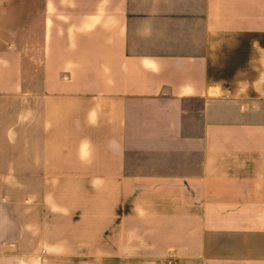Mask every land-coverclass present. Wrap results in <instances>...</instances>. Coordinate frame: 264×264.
I'll return each instance as SVG.
<instances>
[{
  "label": "crops",
  "instance_id": "0c3cea01",
  "mask_svg": "<svg viewBox=\"0 0 264 264\" xmlns=\"http://www.w3.org/2000/svg\"><path fill=\"white\" fill-rule=\"evenodd\" d=\"M0 264H264V0H0Z\"/></svg>",
  "mask_w": 264,
  "mask_h": 264
},
{
  "label": "rangeland",
  "instance_id": "374dc122",
  "mask_svg": "<svg viewBox=\"0 0 264 264\" xmlns=\"http://www.w3.org/2000/svg\"><path fill=\"white\" fill-rule=\"evenodd\" d=\"M42 33H41V28L39 27L38 28V36H37V40H36V47H35V52H34V55L36 56V58L37 59H39L40 58V52H41V47H42V35H41ZM32 63H33V61H32ZM38 63H40V61H38ZM26 74H31V75H35V74H39V72H40V67L39 66H37V67H29V66H27L26 67ZM28 86L30 85V83H29V81H28V84H27Z\"/></svg>",
  "mask_w": 264,
  "mask_h": 264
}]
</instances>
